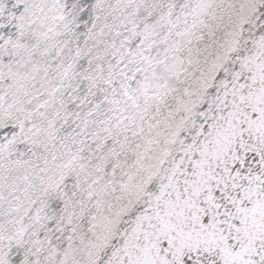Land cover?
I'll use <instances>...</instances> for the list:
<instances>
[{
	"label": "snow or ice",
	"instance_id": "1",
	"mask_svg": "<svg viewBox=\"0 0 264 264\" xmlns=\"http://www.w3.org/2000/svg\"><path fill=\"white\" fill-rule=\"evenodd\" d=\"M0 264H264V0H0Z\"/></svg>",
	"mask_w": 264,
	"mask_h": 264
}]
</instances>
